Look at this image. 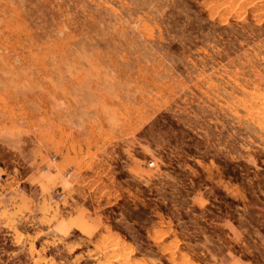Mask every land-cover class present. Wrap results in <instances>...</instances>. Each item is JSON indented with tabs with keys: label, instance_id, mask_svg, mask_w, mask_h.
<instances>
[{
	"label": "rangeland",
	"instance_id": "374dc122",
	"mask_svg": "<svg viewBox=\"0 0 264 264\" xmlns=\"http://www.w3.org/2000/svg\"><path fill=\"white\" fill-rule=\"evenodd\" d=\"M0 264H264V0H0Z\"/></svg>",
	"mask_w": 264,
	"mask_h": 264
},
{
	"label": "built area",
	"instance_id": "2783aa9c",
	"mask_svg": "<svg viewBox=\"0 0 264 264\" xmlns=\"http://www.w3.org/2000/svg\"><path fill=\"white\" fill-rule=\"evenodd\" d=\"M152 165H153V163H152Z\"/></svg>",
	"mask_w": 264,
	"mask_h": 264
}]
</instances>
